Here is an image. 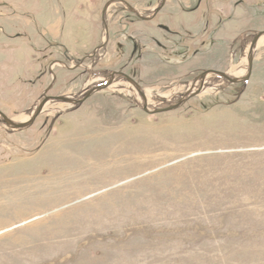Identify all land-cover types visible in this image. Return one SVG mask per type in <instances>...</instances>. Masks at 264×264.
<instances>
[{"label":"rangeland","instance_id":"rangeland-1","mask_svg":"<svg viewBox=\"0 0 264 264\" xmlns=\"http://www.w3.org/2000/svg\"><path fill=\"white\" fill-rule=\"evenodd\" d=\"M116 1L0 0V113L26 122L48 88L79 99L118 71L148 110L167 108L205 71L244 77L264 32V0H165L130 28L159 38L169 16L230 12L219 43L135 63L127 49L123 64L119 17L136 15ZM120 1L152 16L163 0ZM252 59L245 84L208 77L175 111L146 114L116 79L77 108L48 102L22 131L0 123V264H264V45Z\"/></svg>","mask_w":264,"mask_h":264},{"label":"flooded vegetation","instance_id":"flooded-vegetation-1","mask_svg":"<svg viewBox=\"0 0 264 264\" xmlns=\"http://www.w3.org/2000/svg\"><path fill=\"white\" fill-rule=\"evenodd\" d=\"M262 7L264 8V2L262 3ZM229 13L225 14L224 12L222 13L220 11L214 13L216 16H218L215 20L213 19L214 21L211 20L212 17L210 18L209 13H206V16H201L198 19L196 18V20H193L190 23H185L183 18L180 20H182L184 23H174L173 21L178 20L179 16H177L175 19L171 18L173 16H169V18L164 21L165 23L154 25L156 30L161 32L159 38L151 37L145 32L143 33L142 31L130 28L132 24L151 25L156 20L157 16H128L131 17V19L125 18V16H120L119 21H122L120 25L122 30L119 29L121 30V33H119L120 36H118V50L122 59L124 60L123 64H128L130 61L129 57L133 53H136L138 58H140H136L135 61L133 60L135 63L136 61L139 62V60L147 59L144 56H141L143 53L148 55V60H151L152 56L162 57L164 55L172 56L174 54V56H181L183 58L185 52L188 51V46H190L192 43H194L193 45L195 46L199 45L200 47L204 48L205 46H212L221 39L218 38V36L222 33L220 32V17L224 15L229 16ZM106 17L107 16L99 17V22L104 32V40H102L99 46H97V51L99 52L108 49L110 40L112 38V36H110L109 23L108 19L106 20ZM189 27L193 28L190 30ZM230 45L231 44H229V46ZM127 49L132 50L130 56L127 54ZM157 51L160 52L159 55ZM92 57L93 55L90 58ZM117 73H121L134 81L132 77L124 74V71H118ZM137 86L142 92V89L138 84ZM142 94H144V92H142Z\"/></svg>","mask_w":264,"mask_h":264},{"label":"water","instance_id":"water-1","mask_svg":"<svg viewBox=\"0 0 264 264\" xmlns=\"http://www.w3.org/2000/svg\"><path fill=\"white\" fill-rule=\"evenodd\" d=\"M164 1L165 0L162 1L161 5L158 8H156L152 16H154L162 8V6L164 5ZM116 2L124 4L128 8L129 12L133 13L136 16H139L138 13L134 11L128 4L120 0H117ZM108 6L109 4L105 6L104 11L106 10ZM103 15L104 13L102 14V16ZM262 37H264V32H259L255 34L252 38L249 51H248L247 72L244 77L233 78L224 72H218V71H212V70L205 71L200 76L197 77L196 83L198 84V86L196 83H194L193 86L190 88V90L186 94L181 96L180 100H178L175 104L168 106L167 108L157 109V110H152V111L148 110L146 107L147 103H146L145 95L142 94L137 84L134 81H132L129 77L121 73H111L108 79L104 83L90 87L83 93V95L79 99H72V98L63 97V96L48 97L45 95L50 89L48 88L45 91V94L41 97L40 102L36 105L35 109L33 110V114L31 115L28 121L23 122V123H14L13 120L6 118L2 113H0V123L3 124L6 128L10 129L11 131H22L30 127L34 123L35 119L42 113L44 107L46 106L48 102L67 104V105L77 108L81 106L83 102L87 100L92 94L96 92H100L106 88H109L116 79H123L126 83H128L129 85L133 87V89L137 92V94L139 95L142 101V111L145 112L146 114L156 115L160 113L175 111L179 109L180 107H182L187 100L195 97L197 94H199L202 91L203 84L208 77H215L218 80H221L224 83H227L229 85L245 84L247 80L249 79L251 70H252L253 50L255 49L258 40L261 39Z\"/></svg>","mask_w":264,"mask_h":264},{"label":"bare ground","instance_id":"bare-ground-1","mask_svg":"<svg viewBox=\"0 0 264 264\" xmlns=\"http://www.w3.org/2000/svg\"><path fill=\"white\" fill-rule=\"evenodd\" d=\"M264 45V39H259L258 40V42H257V44H256V47L255 48H258V47H260V46H263ZM240 67V66H239ZM240 70V69H239ZM239 70H237V68L236 67H234V66H232L231 67V69L229 70V73L227 72V74L230 76V77H233V78H237L236 77V75L237 74H242L243 73V70H244V68L243 69H241V71H239ZM240 75H237V76H240ZM243 75V74H242ZM118 85H120V83H118V84H115V83H113L111 86H110V88L111 89H116L117 87H118ZM121 87V86H120ZM122 87H123V85H122ZM214 87H216V84H213L212 85V88H214ZM125 90V89H124ZM212 91V89H211V87H210V89L208 88H204V89H202V93H207V92H211ZM47 108V107H46ZM60 108V107H59ZM50 110V109H49ZM54 110H56V108H52L50 111H54ZM26 118H15L14 120H13V122L14 123H21L23 120H25Z\"/></svg>","mask_w":264,"mask_h":264}]
</instances>
